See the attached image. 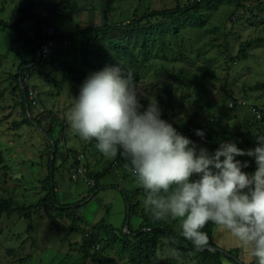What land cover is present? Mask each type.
Here are the masks:
<instances>
[{
    "label": "rangeland",
    "instance_id": "obj_1",
    "mask_svg": "<svg viewBox=\"0 0 264 264\" xmlns=\"http://www.w3.org/2000/svg\"><path fill=\"white\" fill-rule=\"evenodd\" d=\"M242 1L246 9L230 0H222L215 8L203 7L199 26L179 29L178 33L168 27L166 18L150 19L141 23L152 38L147 40L144 50L132 45L126 37L125 43L137 60V65L129 64L133 76L146 99L155 96L162 118L173 123L177 130L204 126L216 143L226 140L217 126L220 121L228 135L240 138L237 147L247 150L256 146L255 136L264 134V120L255 118L251 112V106L255 105L264 115V14L255 8L264 4V0ZM191 2L204 5L207 0H114L112 10L107 13L108 24H125L151 10H173ZM1 7L0 21L4 25H0V199H10L16 210L0 215V264H57L61 260L99 264L83 258L80 250L83 237L100 219L124 231L126 206L121 191L136 193L142 186L127 170L125 161L119 156H103L95 142L82 141L65 120V112L84 79L110 64L102 61L94 49L89 53L81 50L80 39L66 41L59 35L102 25L106 0H0ZM23 9L31 11V16L14 27ZM43 13L55 24L58 35L51 59L29 67L25 82L30 88L32 106L24 111L20 96L23 86L15 76L19 63L31 60L33 54L27 41L21 38L35 39L37 20L43 19ZM247 40L254 41L247 50V58L233 61L240 43ZM184 72L188 76L197 75L199 88L175 78ZM25 103L28 106V99ZM49 127L52 135L47 132ZM52 154L56 155L57 201L70 205L63 216L51 205L34 208L46 195ZM242 158L249 161V167L243 171H255L254 161ZM74 174L75 181L71 178ZM97 183L105 188L86 199ZM144 202L139 195L132 199V203L143 208ZM140 220L139 216L131 215L132 230L137 229ZM170 225L179 230L178 221H170ZM212 237L216 247L232 252L239 262H254L216 225ZM99 239L89 254L107 255L119 264H131L126 256L115 252L116 247L104 248L102 235ZM152 264L232 263L225 258L220 262L204 261L196 254L179 256L163 239Z\"/></svg>",
    "mask_w": 264,
    "mask_h": 264
},
{
    "label": "clouds",
    "instance_id": "obj_2",
    "mask_svg": "<svg viewBox=\"0 0 264 264\" xmlns=\"http://www.w3.org/2000/svg\"><path fill=\"white\" fill-rule=\"evenodd\" d=\"M65 120L82 141L95 142L103 156L127 163L154 222L178 221L179 235L196 251L209 243L202 229L214 224L254 264H264V134L255 136L254 148L220 140L210 151L162 118L155 96L146 99L133 73L119 63L84 79ZM195 135L203 140L205 132L196 129ZM237 157L254 161L255 171H243L249 161Z\"/></svg>",
    "mask_w": 264,
    "mask_h": 264
},
{
    "label": "trees",
    "instance_id": "obj_3",
    "mask_svg": "<svg viewBox=\"0 0 264 264\" xmlns=\"http://www.w3.org/2000/svg\"><path fill=\"white\" fill-rule=\"evenodd\" d=\"M234 2V4L239 8H247L242 0H230ZM114 0H106V9H105V19L104 23L98 27H87L84 29H78L71 33L62 32L59 36L66 38L68 40L80 39L81 50L86 53H89L92 49L98 54V57L108 63V64H116L119 63L122 68L127 72L131 71L129 64L137 65L136 56L133 54V50L128 47V43H125V37L127 40H130L132 45L135 47H139L144 50L146 48L147 40H152L150 38L151 34L149 31H145L146 28L141 25L142 22H149L150 19L157 18H166L169 22L168 27L174 31V33H178L179 29H184L187 27H196L203 21L202 20V12L201 9L205 8H215L218 7L222 0H207V2L202 4H195V2H191L190 4H186L184 6L177 5V7L173 10L163 9V10H154L149 11L139 17H136L125 24H116L109 25L107 13L112 10V5ZM255 8L261 13L264 14V4H259L255 6ZM27 10V9H26ZM25 9L21 10L22 16L18 19L20 21L16 22L13 26L18 27V23L21 22L24 18L31 16V11H26ZM2 11V7L0 8V12ZM199 16H197V15ZM35 18H37L35 16ZM4 23L0 21V25ZM46 24L53 25L55 28V24L48 23V21L43 19L37 20V29L35 31V39L30 38H21L24 41H27L28 46L33 54L32 59L29 61L22 60L18 65V74H16L15 78L19 83L22 84L23 90L20 91V96L23 101L21 102L23 110L30 108L32 106V100L29 97V89L26 85L25 79L26 74L29 72V67L33 66L41 61H46L45 59H41L36 52L40 50V45L43 41L47 39L45 33H42V27H45ZM9 26V24H8ZM162 31V30H161ZM164 32L159 34L161 36ZM25 37V36H24ZM148 37V39H147ZM57 38V37H56ZM54 39V38H52ZM260 42V40H255V42ZM253 40H247L240 43L237 54L231 58L233 61H238L241 59L247 58V50L251 48L253 44ZM163 46V44H162ZM51 59V58H50ZM53 62L58 63L60 60H54ZM63 64H67V62H62ZM29 64V65H28ZM61 64V63H60ZM72 70H76L73 68ZM206 73H210L209 70H205ZM132 72V71H131ZM134 73V72H133ZM135 74V73H134ZM175 78L184 82L189 86H195L199 88L200 82L197 75L188 76L185 72L179 73L175 75ZM188 87V86H187ZM28 99V106H25V101ZM236 103V100H233ZM31 103V104H30ZM231 108V107H230ZM261 120H264V115L261 111ZM259 119V120H260ZM31 122L29 119H25V122ZM217 126L221 130V134L226 137V140H234L237 144L240 143V138L232 135H228L225 129L220 124V121H217ZM199 127H206L199 125ZM49 135H52V128L49 127L47 130ZM208 137L211 139L210 144L200 143L194 137H188L195 143L201 146L207 147L209 150H212L214 146L218 147L217 143L214 141L211 136V132L207 130ZM222 138V136H221ZM220 141V140H219ZM55 154H52V157L49 158L48 163V175L46 177L47 187L46 195L42 200H39L35 203L34 208L39 209L42 206L51 205L54 207L59 213L60 216L67 215L66 208L70 205H62L58 203L56 198V189L57 185L55 182ZM77 164L78 161H75ZM72 178V177H71ZM105 187L100 184H96V186L88 192L86 199L95 195L98 191H101ZM112 188V186H109ZM121 195L123 197L125 208H126V220L124 223V231L120 229H116L111 224L107 223L104 219H100L94 227L90 230L89 234H86L82 239V245L80 247L81 252L83 253V258L85 260L89 259L90 261H97L99 264H119L115 261V259L110 258L107 255H93L89 254L90 249L92 247H96L101 239L99 236L102 235L104 240H102V245L104 248L108 247H116L115 252L119 256H126L128 261L131 264H152L156 260V251L157 247L162 243L163 239L168 240L170 246L179 256H186L189 254H196L200 258L202 257L204 261H215L220 262L222 258L227 259L232 264H243L238 261L236 256L228 251H214L209 250L208 248H204L203 251H196L191 244L190 241L179 235V230H175L171 227L170 221H153L150 214L146 211L145 207L143 208L137 205V203H132V199L135 195L142 196L145 200L146 195L143 187L138 189L136 193H131L129 191L123 190L121 191ZM85 198L82 199V203L85 202ZM78 208V207H77ZM76 208V209H77ZM11 205L10 199H0V215L1 214H11L15 211ZM131 215H137L140 217L141 223H139L136 230H132L130 226V217ZM128 222V223H127ZM127 224V225H126ZM126 226V227H125ZM215 225L211 223H207L205 227L202 229L205 233H207L209 237V243L207 247L216 245L213 242L212 231ZM57 264H77V263H68L65 260L59 261ZM254 264V262L250 263Z\"/></svg>",
    "mask_w": 264,
    "mask_h": 264
},
{
    "label": "built area",
    "instance_id": "obj_4",
    "mask_svg": "<svg viewBox=\"0 0 264 264\" xmlns=\"http://www.w3.org/2000/svg\"><path fill=\"white\" fill-rule=\"evenodd\" d=\"M43 15H44V17H42V18L45 19V21L47 20L48 23H50L51 20L46 16V14L43 13ZM44 33L47 36V39L41 43L40 50H38V55H39V57L41 59H46L47 60V59L50 58L51 49H52V46L54 44L55 37L58 35V32L56 31V29H55V27L53 25L46 24V26L44 28ZM52 38H54V39H52ZM29 94H31V92H29ZM229 106L231 107L232 105L230 104ZM251 111L255 115L256 118H260V116H261L260 115V112L256 108L252 107L251 108ZM196 129H203L204 130L205 137H204L203 140H201L200 137H197L195 135V130ZM177 131L180 132L181 134H183L186 137H191L192 136L195 139H197L200 143H203V144H210V142H211L210 141V138L207 135L208 134L207 130H205L202 127H197L195 129L193 127H189L187 129L181 128V130L178 129ZM236 159H239L241 161L247 160V159H242L241 157H237ZM78 172L79 173L82 172V169L81 170H78L77 173ZM72 179L75 181L77 179V175L74 174L72 176Z\"/></svg>",
    "mask_w": 264,
    "mask_h": 264
},
{
    "label": "water",
    "instance_id": "obj_5",
    "mask_svg": "<svg viewBox=\"0 0 264 264\" xmlns=\"http://www.w3.org/2000/svg\"><path fill=\"white\" fill-rule=\"evenodd\" d=\"M128 223V222H127ZM127 225V224H126ZM126 227V226H125ZM208 248L209 250H214V251H221V249H219L218 247H213V246H209V247H206Z\"/></svg>",
    "mask_w": 264,
    "mask_h": 264
}]
</instances>
